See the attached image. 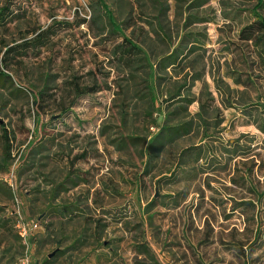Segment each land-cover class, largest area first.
Wrapping results in <instances>:
<instances>
[{
	"label": "rangeland",
	"instance_id": "obj_1",
	"mask_svg": "<svg viewBox=\"0 0 264 264\" xmlns=\"http://www.w3.org/2000/svg\"><path fill=\"white\" fill-rule=\"evenodd\" d=\"M103 1L0 0V264H264V0Z\"/></svg>",
	"mask_w": 264,
	"mask_h": 264
},
{
	"label": "built area",
	"instance_id": "obj_2",
	"mask_svg": "<svg viewBox=\"0 0 264 264\" xmlns=\"http://www.w3.org/2000/svg\"><path fill=\"white\" fill-rule=\"evenodd\" d=\"M21 206L17 205L15 210V232L21 243L24 245V252L20 256L19 264H32L30 260V238L39 228V222L37 220L25 219L20 213Z\"/></svg>",
	"mask_w": 264,
	"mask_h": 264
},
{
	"label": "trees",
	"instance_id": "obj_3",
	"mask_svg": "<svg viewBox=\"0 0 264 264\" xmlns=\"http://www.w3.org/2000/svg\"><path fill=\"white\" fill-rule=\"evenodd\" d=\"M100 4L102 5L104 11L106 12V14L108 15V20H109V23L112 25V27L114 28L115 31H118L120 32L118 26L116 24H114L112 21H111V18H110V13L108 11V6L104 3L103 0H99ZM262 4V0H256V4L254 5L253 9L255 10L256 8H258L260 5ZM8 7H6L5 5L1 6L0 7V21L4 22V18L8 15L9 11H8ZM250 27H252V24L250 25ZM260 27L262 29H264V21H260ZM121 33V32H120ZM122 37L123 39L129 44L131 45L133 48H137L136 45L129 39L127 38L126 36H124L122 34ZM247 39H249L250 37L247 36L246 37ZM3 74V73H1ZM6 136V134L4 135Z\"/></svg>",
	"mask_w": 264,
	"mask_h": 264
}]
</instances>
